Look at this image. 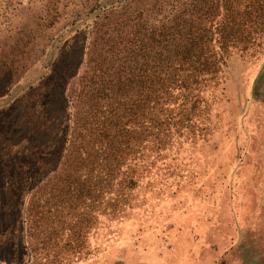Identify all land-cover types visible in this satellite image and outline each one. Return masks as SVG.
<instances>
[{
  "label": "trees",
  "instance_id": "16d2710c",
  "mask_svg": "<svg viewBox=\"0 0 264 264\" xmlns=\"http://www.w3.org/2000/svg\"><path fill=\"white\" fill-rule=\"evenodd\" d=\"M108 6L89 36L60 48L50 73L21 99L16 120L0 122V264H28L24 233L31 264L79 255L93 210L125 211L141 176L194 122L209 121L232 57L264 46V0ZM16 49L21 58L6 57L0 67L3 95L46 50ZM65 208L74 224L62 220ZM58 223L67 224L69 254L55 250L50 259Z\"/></svg>",
  "mask_w": 264,
  "mask_h": 264
},
{
  "label": "rangeland",
  "instance_id": "374dc122",
  "mask_svg": "<svg viewBox=\"0 0 264 264\" xmlns=\"http://www.w3.org/2000/svg\"><path fill=\"white\" fill-rule=\"evenodd\" d=\"M112 2L0 0V67L6 57L21 58L17 46L46 48L6 95L0 79V122L5 115L16 120L21 99L50 73L60 48L85 38ZM214 97L209 121L194 122L141 176L125 211L93 210L84 248L61 264H264V46L232 57ZM63 226H54L59 245L51 242L50 259L55 250L69 254Z\"/></svg>",
  "mask_w": 264,
  "mask_h": 264
}]
</instances>
